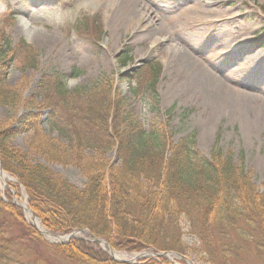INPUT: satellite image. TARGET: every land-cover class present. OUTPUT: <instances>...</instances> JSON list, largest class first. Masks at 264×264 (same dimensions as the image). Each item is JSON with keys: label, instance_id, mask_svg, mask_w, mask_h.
I'll use <instances>...</instances> for the list:
<instances>
[{"label": "trees", "instance_id": "1", "mask_svg": "<svg viewBox=\"0 0 264 264\" xmlns=\"http://www.w3.org/2000/svg\"><path fill=\"white\" fill-rule=\"evenodd\" d=\"M94 22L92 28L100 32ZM22 49L13 47L0 32V105L13 111L29 110L16 127L0 123V165L24 189L27 207L46 231L64 236L85 229L115 251L183 254L176 228L183 218L199 248L219 264H228V255L238 254L239 243L264 255V192L256 190L250 175L232 161L230 153L213 149L208 158L203 157L193 135L173 143L164 123H154L147 133L133 113L125 111L123 98L110 81L86 91L69 92L61 77L42 76L36 90L24 96L7 84L8 66L18 53L23 69H37L32 54ZM128 60L126 54L120 55L119 66L124 67ZM159 71V64L152 62L129 76L135 84L132 93L141 97L150 112L158 107ZM21 85L27 87L26 83ZM41 111H48L45 123L55 138L41 132ZM31 131L26 152L10 144L17 134ZM86 150L94 153V160L85 156ZM114 150L118 166L106 158ZM30 156L61 166L72 163L85 178L84 187L78 189L45 165L32 163ZM10 188L16 190L14 185ZM4 198L7 202L0 192V264H25L15 252L14 240L7 236V230L14 228L20 238L43 244L58 260L123 264L110 260L96 244L83 239L46 245L25 223L22 210L9 203L10 191L4 192ZM39 261L36 258L27 264ZM139 264L168 263L160 258Z\"/></svg>", "mask_w": 264, "mask_h": 264}, {"label": "rangeland", "instance_id": "2", "mask_svg": "<svg viewBox=\"0 0 264 264\" xmlns=\"http://www.w3.org/2000/svg\"><path fill=\"white\" fill-rule=\"evenodd\" d=\"M117 1L0 0V32L5 33L13 47L20 46L22 49L24 44L23 52L32 54L37 68L23 69V60L18 53L16 60L8 66L7 84L27 96L36 90L42 76L61 77L69 92L76 89L86 91L105 80L110 81L115 92L121 94L125 111L133 113L147 133L154 123H164L174 143L193 135L197 150L203 157L208 158L213 149L230 153L232 161L250 175L256 190L264 192V115L258 116L251 126H246L250 122L244 119L245 128L241 120L227 115L212 118L210 109L196 89L186 82V74L178 72L174 58L177 52L183 51L179 48L188 46L197 58L211 65L212 71L230 76L233 67L247 55L254 51L264 53V0ZM191 9L200 10L201 16L196 22L189 13ZM152 10L155 12V25L150 21ZM212 11L218 17L222 16V21H217L218 17L210 14ZM86 19H90V23H85ZM93 21L99 25L100 32L92 28ZM238 36L246 37L249 43L239 44L236 41ZM235 44L242 45L244 51L231 52ZM217 48L227 51L228 55L216 58L215 53L221 51ZM122 54L129 57L124 67L118 64V57ZM152 62L160 66L156 81L158 107L154 112L145 108L141 97L132 93L135 84L129 80L134 71ZM258 77L256 84L262 87L264 68ZM21 82L27 87H22ZM140 82L143 83L144 79L140 78ZM28 111L26 108L13 111L0 105V123L16 127L19 118ZM40 114L41 132L55 138L56 134L51 133L45 123L48 111H41ZM32 136V131L21 132L10 144L26 152ZM85 156L95 159L90 150L85 151ZM106 158L109 164L119 165L115 150L109 152ZM30 161L45 165L78 189L86 183L72 163L65 166L50 164L36 156H30ZM176 228L184 248L181 255L187 263L219 264L199 248L197 238L190 233L183 218L177 222ZM7 236L14 240L15 252L23 257L25 264L36 258L41 259L40 264H71L54 258L43 244L20 238L15 228L7 230ZM74 237L82 238L81 233H76ZM41 239L43 243L50 244L42 236ZM239 245L241 250L237 255H228V264H264V255L246 243ZM96 249L101 250L99 246ZM167 253H171L166 257L169 264H187L173 256L172 252ZM114 254L124 256L132 263L147 257V254L141 253L138 259L132 260L135 255Z\"/></svg>", "mask_w": 264, "mask_h": 264}, {"label": "bare ground", "instance_id": "3", "mask_svg": "<svg viewBox=\"0 0 264 264\" xmlns=\"http://www.w3.org/2000/svg\"><path fill=\"white\" fill-rule=\"evenodd\" d=\"M117 2H137L136 0H118ZM124 11H126L124 9ZM153 11V10H152ZM150 12L152 17L150 21L156 24L155 12ZM190 15L194 16V22L197 21L198 17L201 16L199 9L189 10ZM212 16L218 17L215 11L210 13ZM217 21H222V16L217 18ZM155 20V22H154ZM172 24V23H170ZM153 32V30L151 31ZM149 34V36H152ZM236 41L239 44H248V39L244 36H238ZM213 47H217L213 45ZM221 51L215 53V57H226L228 55L227 51H223L222 48H217ZM243 46L235 44L234 49L231 51L234 54L239 53ZM182 52H177L175 58V63L177 62L178 72H183L186 74V82L194 87L205 102L207 107L211 111L212 118L221 117L227 115L232 118L241 120L244 124V119H248L250 123H246V126H251L255 124L258 120V116H263L264 112V85L261 87L256 84L258 80V75L264 68V53L259 51H254L247 55L239 64L233 67V73L230 76L222 74L217 70L212 71L211 65L207 61L200 60L197 55L188 46L184 47ZM217 51V50H215ZM214 51V52H215ZM194 53V54H193ZM217 72V74H216ZM247 116V117H246ZM0 181L2 186L5 185L6 181H9V177L6 174L0 173ZM19 204L25 207V200L22 198ZM25 218L31 223L36 229L44 233V238L47 242L58 243L63 242L66 238H54L46 234L41 228L39 222L33 219L29 212L25 210ZM100 246L104 249L103 243ZM111 256L118 261H128L124 256L114 254L110 252ZM136 258H133L134 260ZM131 262V261H130Z\"/></svg>", "mask_w": 264, "mask_h": 264}, {"label": "water", "instance_id": "4", "mask_svg": "<svg viewBox=\"0 0 264 264\" xmlns=\"http://www.w3.org/2000/svg\"><path fill=\"white\" fill-rule=\"evenodd\" d=\"M0 170H1V168H0ZM29 211V210H28ZM34 227V226H33ZM35 228V227H34ZM38 232H40L39 230H38ZM41 234V233H40ZM73 237V235H70L69 237H68V241L71 239ZM96 243H100V240H98V239H93ZM60 244H64V242H61ZM178 256V255H177ZM178 257H180V256H178ZM180 258H183V257H180Z\"/></svg>", "mask_w": 264, "mask_h": 264}]
</instances>
